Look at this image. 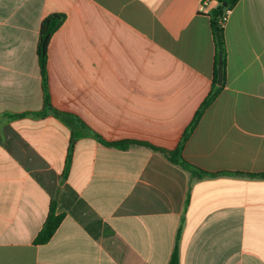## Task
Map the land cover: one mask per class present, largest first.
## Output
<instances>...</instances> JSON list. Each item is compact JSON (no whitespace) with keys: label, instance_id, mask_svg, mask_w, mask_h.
<instances>
[{"label":"crops","instance_id":"1","mask_svg":"<svg viewBox=\"0 0 264 264\" xmlns=\"http://www.w3.org/2000/svg\"><path fill=\"white\" fill-rule=\"evenodd\" d=\"M199 0H0V264H264V0H239L218 52ZM66 16L48 47L43 20ZM107 143H132L127 149ZM71 150V162L68 158ZM65 217L35 239L51 208Z\"/></svg>","mask_w":264,"mask_h":264},{"label":"trees","instance_id":"2","mask_svg":"<svg viewBox=\"0 0 264 264\" xmlns=\"http://www.w3.org/2000/svg\"><path fill=\"white\" fill-rule=\"evenodd\" d=\"M239 2V0H220V7L215 9L212 13V25H213V31L217 46V52H218V59H217V66L215 70L214 80H213V86L212 90L209 93V95L204 100L203 104L197 111L194 120L189 125V127L185 130L179 147L174 151H166L158 148H154L155 150H159L163 154H165L173 163L181 166L184 170L190 172L193 177L197 178H203L209 173L199 169L198 167L192 165L189 163L184 157H183V149L194 132L195 128L197 127L198 123L200 122L203 114L205 111L210 107V105L216 100V98L219 96L223 89V85H218V67H219V59L222 58L223 62V71L225 72L226 64H227V50H226V44H225V36H224V28L220 24V20L225 14L227 10H232L235 5ZM227 3L226 6L223 4ZM66 19V16L61 13H56L49 15L46 17L40 28V36H39V42H38V58H39V65L41 69V75L43 78V87L45 92V102H44V111L40 113H24V114H18V115H12L13 117H22L26 115H35V116H45L48 113H52L61 119L67 120L68 118H72L70 115L58 112L54 110L51 106L50 98H49V89H48V82H47V62H48V47L51 41L52 36L54 33L63 25L64 21ZM96 138L100 139L102 142H104L106 145L109 146H116L122 149H127L132 143L130 142H124V143H107L103 141L99 136L94 135ZM71 162V150L69 153L68 158V167ZM255 177H261L264 178V173L260 175H252ZM65 215L64 214H57L56 213V207L53 206L50 210V212L47 215L46 221L38 233L35 244L42 245L48 243L51 238L54 236L56 231L58 230L59 226L61 225ZM169 264H180V255H179V248L176 246L170 263Z\"/></svg>","mask_w":264,"mask_h":264},{"label":"built area","instance_id":"3","mask_svg":"<svg viewBox=\"0 0 264 264\" xmlns=\"http://www.w3.org/2000/svg\"><path fill=\"white\" fill-rule=\"evenodd\" d=\"M199 1H200V8L205 9L207 6H209L212 0H199ZM231 13H232L231 9L227 10L225 14L223 15V17L221 18L220 24L223 28H225Z\"/></svg>","mask_w":264,"mask_h":264},{"label":"water","instance_id":"4","mask_svg":"<svg viewBox=\"0 0 264 264\" xmlns=\"http://www.w3.org/2000/svg\"><path fill=\"white\" fill-rule=\"evenodd\" d=\"M223 5L226 6L227 3H224ZM218 74H219L218 85L221 86L223 84V81H224L223 62H222V58L221 57L219 59Z\"/></svg>","mask_w":264,"mask_h":264}]
</instances>
